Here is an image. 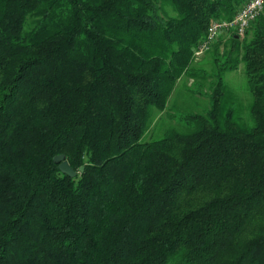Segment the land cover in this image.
I'll return each instance as SVG.
<instances>
[{"label":"trees","instance_id":"trees-1","mask_svg":"<svg viewBox=\"0 0 264 264\" xmlns=\"http://www.w3.org/2000/svg\"><path fill=\"white\" fill-rule=\"evenodd\" d=\"M245 1L0 0V264H264V8L212 43L209 108L141 140ZM240 62L250 127L221 107Z\"/></svg>","mask_w":264,"mask_h":264},{"label":"rangeland","instance_id":"rangeland-1","mask_svg":"<svg viewBox=\"0 0 264 264\" xmlns=\"http://www.w3.org/2000/svg\"><path fill=\"white\" fill-rule=\"evenodd\" d=\"M219 35L225 39L228 33L222 32ZM212 49L213 45L200 54H193L191 67L198 75L185 73L175 82L164 110L153 111L142 141L162 138L171 130L182 132L185 130L181 120L183 115L203 113L209 108V93L215 83ZM223 78L225 90L221 102L222 110L230 108L235 122L248 127L252 126L253 119L250 113L252 97L248 89L244 64L240 62L236 69L226 71Z\"/></svg>","mask_w":264,"mask_h":264},{"label":"built area","instance_id":"built-area-1","mask_svg":"<svg viewBox=\"0 0 264 264\" xmlns=\"http://www.w3.org/2000/svg\"><path fill=\"white\" fill-rule=\"evenodd\" d=\"M264 8V0H246L232 19H215L207 27L205 37L194 52L200 54L208 50L217 36L222 33H235L243 37L251 22Z\"/></svg>","mask_w":264,"mask_h":264},{"label":"water","instance_id":"water-1","mask_svg":"<svg viewBox=\"0 0 264 264\" xmlns=\"http://www.w3.org/2000/svg\"><path fill=\"white\" fill-rule=\"evenodd\" d=\"M53 161L58 164V168L62 173L70 177H74L76 175L77 172L70 166L64 154L55 155L53 157ZM80 170H83V167H80Z\"/></svg>","mask_w":264,"mask_h":264}]
</instances>
